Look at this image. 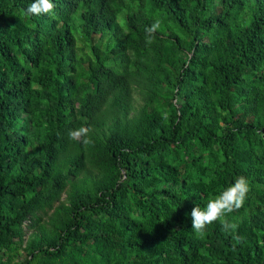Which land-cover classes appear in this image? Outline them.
<instances>
[{
	"label": "trees",
	"instance_id": "trees-1",
	"mask_svg": "<svg viewBox=\"0 0 264 264\" xmlns=\"http://www.w3.org/2000/svg\"><path fill=\"white\" fill-rule=\"evenodd\" d=\"M33 2L0 0V264H264V0Z\"/></svg>",
	"mask_w": 264,
	"mask_h": 264
},
{
	"label": "clouds",
	"instance_id": "clouds-1",
	"mask_svg": "<svg viewBox=\"0 0 264 264\" xmlns=\"http://www.w3.org/2000/svg\"><path fill=\"white\" fill-rule=\"evenodd\" d=\"M55 4L52 0H34V2L24 11L28 16H40L53 14ZM162 22L156 19L149 27L145 29L146 45H151L155 41V34L161 30ZM90 127H79L70 130L68 136L70 139L79 141L83 145L92 143L90 139ZM250 191L249 181L241 176L238 177L233 184L223 190L219 195L210 199L207 202L206 208L201 209L199 206H194L191 210L192 230L200 237L205 235L206 229L209 225L219 222L224 232L234 234L238 225L229 221L228 214L233 213L244 206L247 195ZM236 243L243 240V237L233 235Z\"/></svg>",
	"mask_w": 264,
	"mask_h": 264
},
{
	"label": "rangeland",
	"instance_id": "rangeland-1",
	"mask_svg": "<svg viewBox=\"0 0 264 264\" xmlns=\"http://www.w3.org/2000/svg\"><path fill=\"white\" fill-rule=\"evenodd\" d=\"M135 104L137 105L138 102L136 101ZM63 198H64V195L61 196L60 200H62ZM20 255H21L20 259H22L25 256L24 253H20Z\"/></svg>",
	"mask_w": 264,
	"mask_h": 264
}]
</instances>
